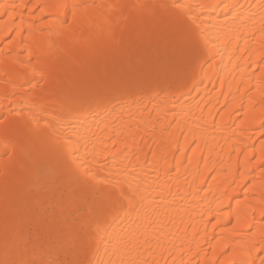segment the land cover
I'll list each match as a JSON object with an SVG mask.
<instances>
[{"label":"bare ground","instance_id":"obj_1","mask_svg":"<svg viewBox=\"0 0 264 264\" xmlns=\"http://www.w3.org/2000/svg\"><path fill=\"white\" fill-rule=\"evenodd\" d=\"M180 2L195 56L161 40L173 0H0V117L51 114L0 124V264L264 261V0ZM146 60L170 66L119 100L99 89Z\"/></svg>","mask_w":264,"mask_h":264},{"label":"snow or ice","instance_id":"obj_2","mask_svg":"<svg viewBox=\"0 0 264 264\" xmlns=\"http://www.w3.org/2000/svg\"><path fill=\"white\" fill-rule=\"evenodd\" d=\"M55 7L64 10H71L73 17L75 16V10L83 7V5H78L75 3H60L55 5ZM161 9L168 10L171 9L170 15L174 18L175 30L169 36L161 37L162 41L170 44L174 49H179L181 52L186 53L191 56H195L198 54V44L199 38L195 29L190 26L195 24L196 17L191 14L190 6L187 4H183L180 0H173L171 5L161 4L159 6ZM6 14V13H5ZM57 23L67 24V20L56 18ZM31 63V61H29ZM169 63L167 60H161L160 62L153 63L151 60H146L142 66L123 70V75L120 79H113L107 84L99 85V89L105 94L106 97H111V99L119 100V96L115 95L116 92H123L127 90L128 87H140L148 81L153 74L164 72L168 70ZM35 71V70H34ZM38 74L40 75L42 84H40L41 88H44L48 85L49 80L48 77L44 74V70H39ZM23 87V85H21ZM33 88L36 85H32ZM81 89H87L90 87H96L94 85H90L88 83H84L79 85ZM62 95V89L59 86L55 89H49V95L52 97L50 103L52 105H56L57 103H62V110L66 108L69 112L72 110V105L68 102L67 98H65L62 102L57 100V95ZM109 102H111L109 100ZM9 103H12V98L9 97ZM32 108H36L37 111L45 112V114L51 115L50 113H46V110L42 108L40 105H33L31 101H28L25 104V109H9L8 113L0 117V124L5 123L9 116L20 117L23 120V124L25 127L34 126L38 127L41 123V120L33 114L31 111ZM58 118L56 115H52V120H44L45 125H50L52 121H57ZM4 146L6 149L12 147V145L8 141H4ZM68 159L66 161V166L73 176L77 178H82L85 183L90 181H96V177L91 174V172L84 171L82 165L76 163L75 157L72 156V150L69 147L67 150ZM6 156H11V152L6 151L4 153ZM106 182V181H105ZM115 193H109L108 195H114ZM264 216V212L261 213ZM100 226L97 224V230H99ZM261 264H264V261H261Z\"/></svg>","mask_w":264,"mask_h":264}]
</instances>
